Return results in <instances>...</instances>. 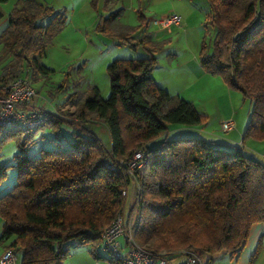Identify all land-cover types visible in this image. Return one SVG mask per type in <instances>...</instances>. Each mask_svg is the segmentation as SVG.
Wrapping results in <instances>:
<instances>
[{
	"label": "trees",
	"instance_id": "1",
	"mask_svg": "<svg viewBox=\"0 0 264 264\" xmlns=\"http://www.w3.org/2000/svg\"><path fill=\"white\" fill-rule=\"evenodd\" d=\"M207 1L208 23L215 35L212 50L202 45L201 65L241 90L253 105L243 141L264 139V0ZM4 16L0 10V20ZM65 22L63 10L38 0H18L0 34V59L12 58L0 73V97L17 77L37 81L55 72L43 58ZM141 25L119 32L99 24L106 35L142 45L149 55L116 58L108 64V97L95 84L87 93H71L66 102L76 107L79 123L46 110L45 123L37 127L0 125V151L11 139L19 147L17 181L0 194V240H12L10 245L22 254L19 264H65L71 241L73 247L90 246L97 260L118 264L98 248L104 229L126 205L127 188L133 203L140 195L136 240L167 255L192 250L204 256L206 264L219 254L237 257L252 225L264 222V159L242 144L170 137V124L202 125L207 115L156 82L158 42L148 31L136 35ZM95 118L106 124L111 147L88 126ZM63 124L73 128L68 148L29 154L41 131L51 127L58 136ZM139 149L144 164L132 174L126 162ZM115 158L124 164L112 169L107 161ZM7 168L0 163V179ZM254 260L255 256L250 264Z\"/></svg>",
	"mask_w": 264,
	"mask_h": 264
},
{
	"label": "rangeland",
	"instance_id": "2",
	"mask_svg": "<svg viewBox=\"0 0 264 264\" xmlns=\"http://www.w3.org/2000/svg\"><path fill=\"white\" fill-rule=\"evenodd\" d=\"M38 1L53 6L57 10H63L66 22L64 29L53 36L47 46L46 56L43 58L45 64L54 68L55 72L46 77L44 82L41 79L32 81L29 76L23 75V77L34 84L37 91L34 98L38 97L39 101L45 98V104L52 105L53 111L59 117L79 123L74 115L76 107L74 109L71 107V103L66 102L67 97L75 91L87 93L90 85L95 84L100 88L103 97L110 95L111 85L107 66L112 60L143 58L149 55L147 49L142 45L132 46L122 43L118 38L106 35L105 31L98 29L99 24L101 23L102 29L111 27L116 31L126 32L130 26L136 27L142 22L141 31H137L135 34H141L146 31V28L150 30L151 35L156 37L153 40L158 42L156 43V52H154L158 61L154 69L155 75L159 80L167 82L172 92L180 93L182 97L192 101L200 112L207 115L205 123L191 130L170 126V137H206L211 133L226 136L227 131L222 128V122L230 119H234L237 124H240V128L243 127L244 135L253 105L249 100L244 99L241 90L229 86L220 74L211 73L201 65L202 45L205 43L207 49L212 50L215 35V28L208 23L210 5L207 0ZM17 2L18 0L0 2V10L3 11L7 20L8 14ZM112 11L117 12L116 16H111ZM168 13L179 14L182 17L181 24H175L171 28L162 27L157 21ZM6 19L0 21V34L8 25ZM3 23L5 27H3ZM147 23L148 26L145 27ZM1 47L3 46L0 44V52L3 51ZM5 61L7 59H0V72L3 70L2 65ZM33 99L27 109L34 107L44 112L47 110L45 106H33ZM66 104H70V106H66ZM94 120H98V122L92 121L91 127L97 130L98 124L103 122L97 118ZM66 125L63 124L61 130L63 126L67 128ZM173 125L179 127L177 124ZM99 127L98 134L105 145L109 147L110 133L102 132L103 128ZM72 129L71 127L70 130ZM61 130L58 136L51 127L45 134L41 131L31 144L29 154L37 156L43 148H68L73 130L71 133L67 130H62L64 132L62 133ZM244 143L248 152L259 159L262 158L263 149L261 148L264 146V139L248 137ZM253 143L255 145H252ZM18 151L19 147L13 139L4 144L0 151V163L6 164L8 167L7 175L0 179V194L9 191L17 181L18 170L15 166L17 161L15 154ZM132 198L133 195L128 194L127 211L133 209V205L135 206ZM136 219L137 216L134 218L135 224ZM74 244L75 242L71 241V250L75 249ZM98 249L104 256H110L104 242L100 243ZM16 254L17 256L22 255L20 251H17ZM228 259L225 254H219L214 257L212 264H230Z\"/></svg>",
	"mask_w": 264,
	"mask_h": 264
},
{
	"label": "built area",
	"instance_id": "3",
	"mask_svg": "<svg viewBox=\"0 0 264 264\" xmlns=\"http://www.w3.org/2000/svg\"><path fill=\"white\" fill-rule=\"evenodd\" d=\"M159 24L164 28H171L175 24H181L182 17L177 13H168L163 16ZM7 94L0 97V125H11L17 127L32 128L45 123V112L31 107V100L36 96L37 91L34 84L25 77H17L8 85ZM235 126V120L230 119L222 122V128L230 130ZM264 159V153L262 155ZM124 161L114 159L107 161V165L112 169L119 168ZM144 164V152L137 150L126 162L130 173L141 169ZM128 188L123 191L127 200ZM140 204L138 196L133 209L126 210V205L112 222L106 226L102 233L106 250L118 264H206V258L199 253L187 250L184 258L179 262H174L170 255L165 252H156L136 240L134 235V218L137 216V209ZM15 247L10 244L0 255V264H17V254Z\"/></svg>",
	"mask_w": 264,
	"mask_h": 264
},
{
	"label": "crops",
	"instance_id": "4",
	"mask_svg": "<svg viewBox=\"0 0 264 264\" xmlns=\"http://www.w3.org/2000/svg\"><path fill=\"white\" fill-rule=\"evenodd\" d=\"M119 16H117V17H119ZM5 19H6V16H4L0 21L5 20ZM147 26H148V23L145 27H147ZM3 27H5V24L3 25ZM145 30L148 32L150 31V30H147L146 28H145ZM138 31H141V29H139ZM149 33L152 34L151 32H149ZM151 36L153 39H156V37L154 35H151ZM1 49H3V47H1ZM1 53H2V50H1L0 54ZM11 59H12L11 57H9V59L7 58V61H5L2 65V69L4 68V66L7 63H9L11 61ZM153 76H154L156 82L160 86L166 88L172 95L181 96L180 93L172 92L171 89L169 88L170 86L167 82H163L162 80H159L158 76L155 75V70L153 72ZM45 78L46 77L41 78V81L44 82ZM45 101H46L45 98H43L42 101H39L38 97H37V98L33 99L32 105L36 106V107L45 106V108L48 111L54 112L53 106L49 105V104L46 105ZM66 106H70V104H66ZM71 107L75 109V106L72 105ZM93 121L98 122V120H93ZM91 124H93V123L92 122L89 123L88 126L91 129H93L97 134L99 133L97 131L98 128H100L99 126H101L103 128L102 132H104V133L109 132L106 124H104V123H99L97 126L98 127L97 130H95L94 127H91ZM199 125H201V124H199ZM199 125H193V126L179 125V127H175L176 125L170 124L169 127L172 126L173 128H183L184 130H191V129L197 128ZM66 126H67V128L65 126H63L62 130H67V132L71 133V131L73 129L70 130V128H71L70 125H66ZM247 126H248V124H247ZM48 129L49 128L44 130L43 134L47 133ZM242 129H243V127L240 128V124H237L235 122V126L232 129L225 130V131H227L226 136H222V135L220 136V135H217L215 133H211V134H208L209 136H206V138L218 140V141H223V142H228V143H233V144H240V145L242 144L243 147L246 148L245 143L243 141L244 135H243ZM62 133H64V132L62 131ZM168 133L170 134V129L168 130ZM241 136H242V138H241ZM203 137H205V136H203ZM109 139H110L109 147H111L112 141H111L110 135H109ZM252 145H255V144L253 143ZM252 149H255V148H252ZM261 149H263L262 150L263 152H261V156H262L264 153V146ZM261 156H260V158H261ZM3 223H4V220L0 216V237L3 233ZM11 241H12L11 239L10 240H2V241L0 240V255L4 252V250L11 243ZM74 248H75V249H73L74 251L71 250L70 255L65 260V264H114V263H110L106 260L95 259L90 252V246H87V245L75 246ZM170 256L174 262H179L184 258V254H171ZM226 256H227V258H229L228 260L231 262L230 264H250L251 258L253 256H255L254 264H264V222H256L252 225L251 230H250V234H249V238H248L245 246L243 247V249L241 250V252L239 253V255L237 257L232 258L228 254H226ZM18 263H20V256H17V264Z\"/></svg>",
	"mask_w": 264,
	"mask_h": 264
}]
</instances>
